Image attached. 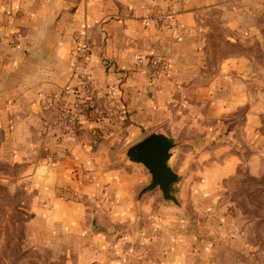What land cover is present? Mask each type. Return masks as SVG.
Returning a JSON list of instances; mask_svg holds the SVG:
<instances>
[{
    "label": "rangeland",
    "instance_id": "1",
    "mask_svg": "<svg viewBox=\"0 0 264 264\" xmlns=\"http://www.w3.org/2000/svg\"><path fill=\"white\" fill-rule=\"evenodd\" d=\"M197 12L190 36L134 59L130 72L145 80L153 111L139 140H108L103 167L120 181L136 177L126 193L111 182L98 196L57 184L66 138L79 137L82 125L69 133L66 115L46 106L54 94L66 91L73 102L91 87L103 108L80 122L121 123L87 66L85 84L74 74L76 86L42 96L37 114L31 101L16 104L24 95L5 93L0 74V264H264V0H219ZM158 15L157 27L172 32L170 10ZM85 42L91 54L99 44L93 35ZM116 76L120 85L131 77ZM153 133L179 144L170 166L183 177L174 187L180 206L165 202L160 189L138 199L151 175L126 152ZM83 168L72 172L88 182L102 171ZM50 190L83 207L79 230L58 220Z\"/></svg>",
    "mask_w": 264,
    "mask_h": 264
},
{
    "label": "crops",
    "instance_id": "2",
    "mask_svg": "<svg viewBox=\"0 0 264 264\" xmlns=\"http://www.w3.org/2000/svg\"><path fill=\"white\" fill-rule=\"evenodd\" d=\"M218 1L0 0V74L7 75L5 93L28 98H15L16 104L31 101L30 110L37 114L39 109L42 112L39 102L42 96L73 89L76 49L93 35L99 44L89 57L87 73L105 92L107 104L123 114L121 123L111 128L81 121L79 137L66 138L69 156L56 169L58 185L89 196L97 195L110 182L118 193L130 189L135 176L120 181L114 176L107 177L109 171L103 167L110 163L109 144L114 139L139 140L141 127L148 123L145 117L153 111L150 108L153 100L143 92L145 80L130 72L134 59L140 51L153 55L168 42L172 45L173 37L183 40L190 36L198 24L197 8L216 5ZM168 10L172 14V32L157 27L158 14ZM11 40L16 42L14 47L10 46ZM128 71L131 77L120 85L116 73ZM85 164H94V168L102 170L100 176L88 182L83 179V172L73 174L75 166L84 169ZM59 173L66 175L64 182L59 180ZM70 193H66V199L71 197ZM50 196L58 220L74 231L79 230L83 207L72 200L54 197L52 190Z\"/></svg>",
    "mask_w": 264,
    "mask_h": 264
},
{
    "label": "water",
    "instance_id": "3",
    "mask_svg": "<svg viewBox=\"0 0 264 264\" xmlns=\"http://www.w3.org/2000/svg\"><path fill=\"white\" fill-rule=\"evenodd\" d=\"M178 146L175 138L163 133H153L127 150V159L132 164L143 165L151 175L150 184L142 189L138 196L139 201L147 194L160 189L165 202H173L180 206L174 195V187L183 177L170 166L173 151Z\"/></svg>",
    "mask_w": 264,
    "mask_h": 264
},
{
    "label": "built area",
    "instance_id": "4",
    "mask_svg": "<svg viewBox=\"0 0 264 264\" xmlns=\"http://www.w3.org/2000/svg\"><path fill=\"white\" fill-rule=\"evenodd\" d=\"M91 54V45L89 42H83L75 53V62L73 65L76 77H81V84H85L84 71ZM144 61H141L143 63ZM156 65L157 62L155 61ZM47 108H54L66 115L67 128L70 134H75L80 120L91 114L93 110L103 108V100L95 93L93 89L88 88L84 97L76 98L73 102L69 101V93L66 91L54 94L46 104Z\"/></svg>",
    "mask_w": 264,
    "mask_h": 264
}]
</instances>
